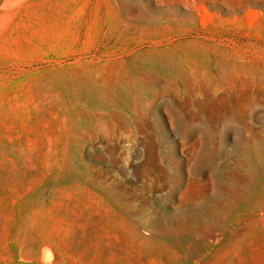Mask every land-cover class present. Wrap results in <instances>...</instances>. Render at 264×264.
<instances>
[{
	"label": "rangeland",
	"instance_id": "rangeland-1",
	"mask_svg": "<svg viewBox=\"0 0 264 264\" xmlns=\"http://www.w3.org/2000/svg\"><path fill=\"white\" fill-rule=\"evenodd\" d=\"M0 264H264V0H0Z\"/></svg>",
	"mask_w": 264,
	"mask_h": 264
},
{
	"label": "bare ground",
	"instance_id": "bare-ground-1",
	"mask_svg": "<svg viewBox=\"0 0 264 264\" xmlns=\"http://www.w3.org/2000/svg\"><path fill=\"white\" fill-rule=\"evenodd\" d=\"M222 58H223V57H222ZM243 61H244V60H243ZM210 62H212V61H210ZM210 62H209V63H210ZM221 63H222V62H221ZM190 64H191V63H190ZM213 64H214V63H213ZM217 64H218V62H217ZM222 64H223V63H222ZM228 64H229V63H227V65H228ZM241 64H242V63H241ZM241 64H240V65H241ZM194 65H195V64H194ZM194 65H192V66H194ZM197 65H198V64H197ZM210 65H211V64H210ZM200 66H201V64L199 65V67H200ZM213 66H214V65H213ZM222 66H223V65H222ZM247 66H248V65H247ZM220 67H221V66H220ZM220 67H219V68H220ZM245 67H246V66H245ZM249 67H250V66H249ZM203 68H204V66H203ZM215 68H216V67H215ZM205 69H206V68H205ZM234 69H235V68H234ZM247 69H249V68H247ZM244 70H246V69H244ZM207 71H208V70H207ZM215 72H216V71H215ZM236 72H237V71H236ZM187 73H188V72H187ZM190 74H191V73H190ZM200 74H201V73H200ZM207 75H209L208 72H207ZM218 75H219V74H218ZM197 76H198V75H197ZM200 76H201V75H200ZM213 76H214V75H213ZM207 77H208V76H207ZM207 77H206V78H207ZM230 77H231V76H230ZM180 78H181V77H180ZM209 78H210V77H209ZM209 78H208V80H209ZM214 78H216V77H214ZM228 78H229V77H228ZM182 79H183V78H182ZM201 79H202V78H201ZM230 79H231V78H230ZM180 80H181V79H180ZM187 80H188V79H187ZM212 80H213V78H212ZM215 80H216V79H215ZM225 80H226V79H225ZM241 80H242V79H241ZM226 81H227V80H226ZM234 81H235V80H234ZM236 82H237V81H236ZM166 83H167V82H166ZM193 83H194V81H193ZM242 83H244V82L242 81ZM246 83H248V82H246ZM184 84H185V83H184ZM205 84H206V83H205ZM216 84H217V83H216ZM194 85H195V84H194ZM225 85H226V84H225ZM251 85H253V84H251ZM196 86H197V85H196ZM169 87H170V86H169ZM184 88H185V87H184ZM205 88H206V87H205ZM205 88H204V89H205ZM232 88H233V87H232ZM234 88H235V87H234ZM243 88H244V87H243ZM164 90H165V89H164ZM237 90H238V89H237ZM251 90H252V89H251ZM184 91H186V90H184ZM212 92H213V91H212ZM227 92H228V91H227ZM193 93H194V92H193ZM202 93H203V91H202ZM218 93H220V91H218ZM228 93H229V92H228ZM235 93H236V92H235ZM237 93H238V92H237ZM186 94H187V93H186ZM211 94H212V93H210V95H211ZM192 95H193V94H192ZM208 95H209V94H208ZM210 95H209V96H210ZM202 96H203V95H202ZM219 96H220V95H219ZM176 109H177V108H176ZM171 111H172V110H171ZM177 111H178V110H177ZM181 111H182V110H181ZM183 111H184V110H183ZM173 112H174V111H173ZM179 112H180V111H179ZM174 113H175V112H174ZM175 115H177V113H176ZM177 117H178V115H177ZM177 117H176V118H177ZM182 117H183V116H182ZM175 120H176V119H175ZM181 120H182V119H181ZM185 123H186V120H185ZM210 131H211V130H210Z\"/></svg>",
	"mask_w": 264,
	"mask_h": 264
}]
</instances>
